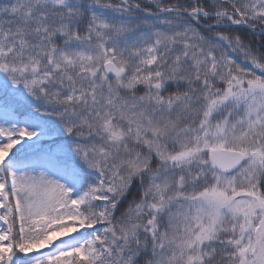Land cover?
I'll use <instances>...</instances> for the list:
<instances>
[{
	"label": "snow or ice",
	"instance_id": "1",
	"mask_svg": "<svg viewBox=\"0 0 264 264\" xmlns=\"http://www.w3.org/2000/svg\"><path fill=\"white\" fill-rule=\"evenodd\" d=\"M0 264H264V0H0Z\"/></svg>",
	"mask_w": 264,
	"mask_h": 264
}]
</instances>
